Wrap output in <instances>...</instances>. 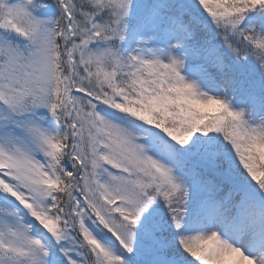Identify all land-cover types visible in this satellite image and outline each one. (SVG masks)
Returning a JSON list of instances; mask_svg holds the SVG:
<instances>
[{
    "label": "snow or ice",
    "instance_id": "6c2138e0",
    "mask_svg": "<svg viewBox=\"0 0 264 264\" xmlns=\"http://www.w3.org/2000/svg\"><path fill=\"white\" fill-rule=\"evenodd\" d=\"M0 264H264V0H0Z\"/></svg>",
    "mask_w": 264,
    "mask_h": 264
}]
</instances>
